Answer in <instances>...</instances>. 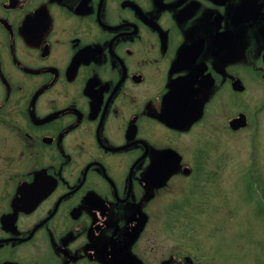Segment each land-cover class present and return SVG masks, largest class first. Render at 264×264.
Masks as SVG:
<instances>
[{
	"label": "flooded vegetation",
	"instance_id": "1",
	"mask_svg": "<svg viewBox=\"0 0 264 264\" xmlns=\"http://www.w3.org/2000/svg\"><path fill=\"white\" fill-rule=\"evenodd\" d=\"M235 135L264 147V0H0V264L179 259Z\"/></svg>",
	"mask_w": 264,
	"mask_h": 264
},
{
	"label": "rangeland",
	"instance_id": "2",
	"mask_svg": "<svg viewBox=\"0 0 264 264\" xmlns=\"http://www.w3.org/2000/svg\"><path fill=\"white\" fill-rule=\"evenodd\" d=\"M231 149L233 170L218 183L217 211L198 216L193 227L171 224L170 239L164 238L162 246L169 245L172 254L181 249L179 259L169 264H264V147L250 150L235 135ZM255 173L262 179L249 176Z\"/></svg>",
	"mask_w": 264,
	"mask_h": 264
},
{
	"label": "trees",
	"instance_id": "3",
	"mask_svg": "<svg viewBox=\"0 0 264 264\" xmlns=\"http://www.w3.org/2000/svg\"><path fill=\"white\" fill-rule=\"evenodd\" d=\"M257 180H260V179H257ZM257 180H256V181H257ZM197 262H198V261H197ZM195 264H196V263H195ZM207 264H208V263H207ZM209 264H210V263H209Z\"/></svg>",
	"mask_w": 264,
	"mask_h": 264
}]
</instances>
